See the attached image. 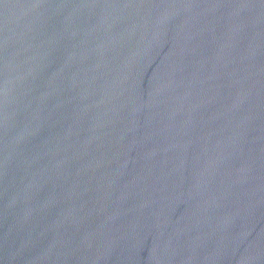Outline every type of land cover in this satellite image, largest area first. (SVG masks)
<instances>
[{
  "label": "water",
  "instance_id": "95a60500",
  "mask_svg": "<svg viewBox=\"0 0 264 264\" xmlns=\"http://www.w3.org/2000/svg\"><path fill=\"white\" fill-rule=\"evenodd\" d=\"M0 264H264V0H0Z\"/></svg>",
  "mask_w": 264,
  "mask_h": 264
}]
</instances>
